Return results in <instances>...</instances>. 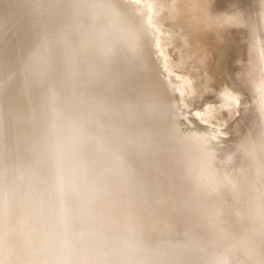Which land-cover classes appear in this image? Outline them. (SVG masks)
I'll use <instances>...</instances> for the list:
<instances>
[{"label": "bare ground", "instance_id": "bare-ground-1", "mask_svg": "<svg viewBox=\"0 0 264 264\" xmlns=\"http://www.w3.org/2000/svg\"><path fill=\"white\" fill-rule=\"evenodd\" d=\"M71 3L0 0V52L32 62L28 50L37 54L47 40L52 55L42 67L49 66V73L37 80L19 70L15 80L0 57V264H264V0L254 1L249 20V59L262 78L243 92L246 97L227 88L207 97L196 79L175 74L158 2L112 0L134 41L116 47L135 57L136 66L132 60L129 67L148 74L161 104L181 111L202 102L192 114L199 129L177 127L173 133L151 128V118L145 128L136 122L135 95L107 74L119 68L112 54L103 58L90 46L81 52ZM69 53H75L72 75ZM245 98L247 110L240 107ZM81 117L95 134L97 156L108 161L100 169L104 175L79 208L80 221L73 220L70 205L64 221L72 224L59 235L33 232L25 204L31 188L39 191L54 179L48 154L53 127ZM234 117L239 119L231 122ZM230 124L233 139L222 144L220 128ZM39 247H47L44 259H38Z\"/></svg>", "mask_w": 264, "mask_h": 264}, {"label": "rangeland", "instance_id": "rangeland-1", "mask_svg": "<svg viewBox=\"0 0 264 264\" xmlns=\"http://www.w3.org/2000/svg\"><path fill=\"white\" fill-rule=\"evenodd\" d=\"M70 1L73 2L71 4H74L75 2V0H70ZM154 1L158 2L162 8L161 23L164 26V29L167 31V40L165 45L166 51L169 58L175 64H178L177 67L178 69H176L175 71L177 73L175 74L187 75L196 79L194 81L198 82L197 85L198 92L200 93L203 92L208 97V95L210 94L221 93L222 89L227 88L234 92H242L241 94H243V92L245 93V90L247 91L252 89L254 83L258 82V78L259 79L262 78L261 73L258 72L257 62H254V59L252 61L249 59L250 55L251 56L253 55L252 48L254 46V38H253L254 32L252 31L253 29L251 27V21L249 20H251L250 17L253 12L252 11L254 5L253 3L255 0H154ZM73 9L74 8H72V10ZM73 15H75V11ZM84 25L88 27L89 22L84 21ZM93 40L95 41L96 44L99 43L98 37H93ZM42 46L44 47V45ZM123 46L125 45H120L118 47L123 48ZM90 47L93 48V46ZM118 47H115L111 53L112 58H114L116 61L115 64L119 65V68L117 69L118 75L111 71L109 72L107 71V74L108 76L111 75V77L115 81L117 82L119 81L124 88H127V90H129L130 92L133 93V95H135V97L133 96L134 97L133 100H135L134 104L136 106L133 105L131 113H133L136 122H138L142 128H145V126L147 127L146 125L147 122L145 121V119L149 121L148 118H151L153 122L151 128H156L159 131L164 130L165 128L164 131H167L168 129V131L170 130L171 133H173V131L176 130L177 127H180L181 129H185L186 131L188 130L190 131V129H197L199 126L198 124L192 122L193 120L192 116L194 115V113L199 112L201 110L202 102L200 103V101L199 102L195 101L192 103V105L188 104L186 108L183 107L182 109H180L181 111H179L176 108V105L175 106L173 105L171 108L170 106L165 107L160 102L161 96H159V94H155V92L152 91V89L155 87H154V83H152L148 74L142 75L140 73V75H138L139 74V71L137 72L138 68L135 69V67L133 68L129 67L130 62L132 60L133 61L131 62V66L132 63L133 66L136 64L135 57L133 59L131 53H127L125 50H123L124 48L119 50ZM33 52H34L33 50L30 51L28 50L32 62H29V60L26 58L24 61L23 59L24 57H22L20 53L17 55L16 58L14 55H11L10 53L6 55L5 53L3 54L2 52H0V57L6 61V65L8 63L9 71L7 72L8 74L10 72V75H12L15 80H17L16 79L17 75H14L15 70L22 71V73L27 77L28 75H32L33 77L32 80H37V78H39V74H42L43 72L47 76V74L49 73V70L47 68L49 66L44 69L43 68L38 69L33 63V59L36 55V53ZM125 53L127 54L125 55ZM121 54H124L127 57L122 55L124 57L122 58ZM128 54H130L131 56ZM25 55L27 54H24V56ZM49 58L50 61L52 62V55H49L48 52V60ZM108 58L109 57L107 56L106 59ZM121 64L123 67L121 66ZM111 65H113L112 62ZM124 67L127 68L125 69ZM121 69H123V72ZM132 69H135V72ZM130 70L131 72H129ZM129 73H130V78H128ZM132 74L135 76L133 77ZM23 78L24 77H22V80H24ZM146 80L147 83L149 82L148 84L146 83ZM130 81L132 82L130 83ZM19 83L21 82H18V84ZM133 83L135 84V86ZM207 84L210 87V88L207 87L209 88V90L205 87ZM205 88L207 91L205 90ZM134 89L137 92L134 93L135 91ZM241 97H246V96L243 94V96L241 95ZM209 99L210 98L205 99V101ZM160 106H162L163 108L161 109ZM249 106H251V104L248 102V98H245L240 107L242 109L247 110L249 109ZM150 108H152L151 110L154 111L151 117L147 115L148 114L147 111ZM142 117L145 118L143 119ZM236 117H234V119H232L231 122H233L234 120H238L240 118V116L239 118ZM165 126L167 127L169 126V127L167 128ZM220 129H221V138H223L221 143L227 144L226 142H229V140L231 141L233 139V132H234L233 125L230 124ZM34 177H35V181H37L40 184V182L38 181L39 180L38 175H35ZM31 191H33L32 188ZM25 217L28 220L31 219L28 213L25 214ZM71 224L72 223L70 222L64 221V225L66 228H68L69 225ZM46 236H48V234H46ZM41 241L42 240L39 239V237L36 238V244L38 246H41ZM52 248H54V246ZM40 251H42V256H38V259H44L48 252L47 247L45 248L41 247ZM70 253L71 255L74 254L71 252V250Z\"/></svg>", "mask_w": 264, "mask_h": 264}, {"label": "clouds", "instance_id": "clouds-1", "mask_svg": "<svg viewBox=\"0 0 264 264\" xmlns=\"http://www.w3.org/2000/svg\"><path fill=\"white\" fill-rule=\"evenodd\" d=\"M83 41L81 52L87 53L89 46L106 58L117 45L133 46V36L112 0H75L73 4ZM88 21L85 27L84 21ZM99 38L96 44L92 39ZM63 42V38H59ZM50 42L35 55L34 65L40 69L47 64ZM75 53H69L66 63L70 75ZM95 134L86 131L83 117L68 119L54 125L48 154L55 167L54 179L39 191L33 190L25 204L32 220V231H55L58 235L64 226L65 213L72 206L73 220L80 221L79 208L89 201L104 173L100 170L108 163L98 157L92 141ZM7 216V205H5ZM47 225V228H45ZM81 236L85 233H80ZM43 264H49L44 261ZM59 264V262H56Z\"/></svg>", "mask_w": 264, "mask_h": 264}]
</instances>
